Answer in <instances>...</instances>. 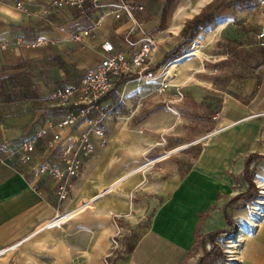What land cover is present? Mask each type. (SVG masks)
<instances>
[{
	"label": "crops",
	"instance_id": "1",
	"mask_svg": "<svg viewBox=\"0 0 264 264\" xmlns=\"http://www.w3.org/2000/svg\"><path fill=\"white\" fill-rule=\"evenodd\" d=\"M51 1L0 0V77L11 72L5 66L25 60L41 93L37 101L0 106V248L31 233L56 210L82 207L60 229L40 231L2 255L0 264H200L203 249L208 251L217 233L238 236L232 264H264V214L251 215L249 201L238 199L250 188L245 168L252 155L249 170L264 186V118L237 123L264 111V64L258 71L253 65L246 77L238 76L244 48L260 46L259 40L248 45L242 40L247 34L258 37L264 10L255 16L254 7L236 13L231 11L238 4L224 8L182 57L167 61L184 41L185 25L214 0H63L61 6H50ZM122 1L143 7L135 17L157 41L152 73L168 71L173 86L158 93L134 74L115 77L107 95L61 129L62 142L88 132L97 155L93 166L77 179L58 181L43 174L31 183L32 165L48 161L63 167L59 150L42 151L51 138L48 133L32 162L21 163L12 153L16 143L45 120L55 123L90 105L77 104L80 97L74 95L57 116H44L35 124L37 107L45 115L49 107L58 106L51 99L55 89L76 84L95 70L105 40L132 54L142 38L133 19L115 17ZM37 38L43 43L37 45ZM64 67L74 82L65 81ZM217 113L221 125L235 124L203 146L154 163L196 137L188 128L197 124L199 115L206 124ZM124 116L126 139L114 141L113 132ZM90 126L102 129L104 137ZM122 177L121 185L110 189ZM61 187L72 196L62 204ZM197 234L203 241L201 253L194 249Z\"/></svg>",
	"mask_w": 264,
	"mask_h": 264
},
{
	"label": "built area",
	"instance_id": "2",
	"mask_svg": "<svg viewBox=\"0 0 264 264\" xmlns=\"http://www.w3.org/2000/svg\"><path fill=\"white\" fill-rule=\"evenodd\" d=\"M63 3V0H52L50 2V6H61ZM260 3L264 4V0H260ZM142 8V6H137L127 1H122L115 11V17L118 19L124 16L129 19H133L143 34L132 54L128 52L117 51L115 44L112 41L105 40L102 44V50L104 54L99 66L95 70L88 72L87 75L83 77L78 83L64 85L61 88L55 89L51 94V99L55 100L57 105L60 107L68 106L74 95H79L80 97L76 102L77 104L84 102L86 105L90 106L80 109L77 113L71 112L55 123L50 120H45L43 125L38 127L30 136L24 137L21 141L16 143L12 153L21 163L32 162L34 152L40 142V139L46 136L48 133H51V138L45 143L42 151L46 153L53 149L59 150V160L63 164V167L60 168L59 166L51 164L48 161L32 165L31 176L29 178L31 183H34L36 179L43 174H48L58 181L62 178L70 180L77 179L80 177V174L85 171V169L91 168L93 166L91 160L97 155L95 149H93L91 141L89 140L88 132L81 134L72 141L62 142L61 129L74 123L79 115L86 114L88 109H90L93 104H95L100 98L107 95L113 88V79L115 77H123L134 74L136 75L137 79L143 80L147 84L154 85V89L158 93H165L172 88L173 85L170 82L172 78L168 77L165 73H163L161 76H158L159 69L152 73V67L154 66L153 52L157 49V41L155 36L148 34L145 31L144 25L142 23H138L136 20L135 11ZM258 38H264V28L261 29L260 33L258 34ZM43 40L44 39L42 38H37L35 41L37 45H40L43 43ZM260 45L264 46V42H261ZM263 115L264 112L253 113L237 121V123ZM213 120L216 125H218L220 115H215ZM89 122L92 123L91 120H89ZM127 122L128 117L125 116L119 121V128L113 132V136L115 137L114 141L123 142L126 139V132L125 128L123 127L127 125ZM234 124L235 122L228 125L219 124L204 137L199 138L194 142L179 145L159 158L154 159V163L163 158L177 154L183 149L196 145L203 140H210L213 135ZM91 126V132L95 133L99 137H104V132L102 129L93 130ZM111 138L112 137L108 138V142ZM123 179L124 177L116 181L112 187H110V189L119 187ZM68 197L69 193H67L64 188L61 187L59 196L61 199V204L64 203ZM262 205L264 207V201L262 202ZM81 207L82 204H76L71 209L61 211L56 210L51 218L42 222L33 231H31V233L25 237H22L18 241L11 243L10 245L0 248V257L13 250L18 245L26 241L29 237L40 231L48 229H60L65 221ZM260 210L262 213L264 212V208H260ZM262 213H258V215L261 216ZM230 252L231 253H229L230 256L228 258L230 263L228 264H232L236 260L234 252Z\"/></svg>",
	"mask_w": 264,
	"mask_h": 264
},
{
	"label": "trees",
	"instance_id": "3",
	"mask_svg": "<svg viewBox=\"0 0 264 264\" xmlns=\"http://www.w3.org/2000/svg\"><path fill=\"white\" fill-rule=\"evenodd\" d=\"M228 3L225 0H222L215 6L209 5L203 12L195 16L192 20H190L185 27L182 29V35L184 36V41L178 45L172 52L168 54L167 61H172L182 57L185 54V48L190 45L198 34L207 26L214 23L219 15V13L226 7H228ZM264 52V47L259 46L253 54L249 52L243 51L242 60L240 62L241 67H247L248 59L254 58L259 63H262L264 60L260 57L261 54ZM166 61V62H167ZM68 67H64L65 71V81L67 83H71L75 81V77L68 76ZM4 69L11 70L4 77H0V106L3 104H9L12 102L18 101H27V100H34L37 101L41 97L40 88L37 82L34 80L36 77V73L34 72L33 67L30 65L29 62L22 60L16 62L11 65H7ZM238 76L243 77L241 74L238 73ZM260 80L258 79V83ZM57 111L62 109V107H56ZM1 113H0V121H1ZM253 155L248 159L246 162L245 168V176L250 184V189L248 192H251L253 189L257 188L255 182L252 180V175L249 171L251 162H252ZM245 196L242 194L238 197L241 198ZM251 198H255L254 196ZM218 234V233H217ZM214 235L212 236L213 240ZM196 238L199 239L200 236L197 234ZM215 251H211L207 253L202 259L200 264H214L217 259L218 255L211 259Z\"/></svg>",
	"mask_w": 264,
	"mask_h": 264
},
{
	"label": "rangeland",
	"instance_id": "4",
	"mask_svg": "<svg viewBox=\"0 0 264 264\" xmlns=\"http://www.w3.org/2000/svg\"><path fill=\"white\" fill-rule=\"evenodd\" d=\"M183 1H188V0H183ZM219 1L220 0H214L213 2L208 4L203 10H205L209 5H212V6L217 5L222 0L220 2ZM226 1L228 2L229 6H232V5L236 6L237 4L239 5L238 9L234 8L231 11V12H235V13L237 12V10L242 12L246 8L254 7L255 8V13H256L255 16H257V15L262 16L260 13H261L262 10H264V4H261L260 0H226ZM243 4L245 5L244 7H243ZM245 19H247V18H245ZM252 20L254 21L255 19L252 18ZM232 32L234 33L235 30H232ZM230 34H231V32H230ZM253 39H255V40H253ZM252 40L255 41V42H257L259 40V45H260L261 42H264V38H258V37L254 38V35H252V34H247L242 41H244V43L246 45H248L249 42L252 41ZM257 48H258L257 46H253V47L244 48V50H245V52H249V53L253 54V52ZM248 61H249V63L247 64V67H240V69L238 70V73L241 74L242 76H245V77L248 76L251 73V67L253 65H255V70L258 71L262 67V65L264 64L263 63L264 61L262 63H259L254 58H249ZM166 67H162V69H163L162 71H164V69ZM179 69H178L177 73L179 72ZM169 77L171 78L170 75H169ZM232 88L238 89V88H235L234 86H232ZM41 102H45V101L41 100ZM53 103H56V101H54ZM56 107H58V106L55 105V106L49 107L47 112H45V115H44L43 114V110L41 109L40 106H38L36 114H35V117H34V123L35 124H39L44 116L47 117V118H50V117L52 118V116H57V113H59V112L56 110L57 109ZM263 112L264 111H261V112H258V113H263ZM40 113H41V115H40ZM217 114L220 115V113H217ZM217 114H215V115H217ZM261 117L264 118V115L261 116ZM200 119H204V117H201L199 115L198 118L196 119L197 124L195 126H191V127L188 128L190 130L189 132L191 134V137L192 136H196V137L192 138L189 141L187 140L185 142H182L181 145H184V144L190 143V142H194L195 140L204 137L208 132H210L211 130L216 128L221 123V118L219 120L218 125H216V123L214 122L213 118L212 119L206 118V120H207L206 124H201L200 123ZM208 141H209L208 139L207 140H203L202 142H200V143H198L196 145H193V146H190V147H188L186 149H183L182 151L178 152L175 156H181L182 153H185L186 151H188L192 147H194V146H196V147L203 146V145L207 144ZM252 180H253V182H255L257 188L253 189L251 192H248L249 191L248 190L246 193H244L245 196H243V197L245 198L246 201L247 200L249 201V203H246V207H248V210L251 213V215L260 216V215H258V213H262L260 208H262V209L264 208L263 205H262V202L264 201V186L259 184V183H257L256 181H254V177L253 176H252ZM79 184H80V180L78 182H76L74 184V186H78ZM253 196L255 198H251ZM71 197L72 196L70 195L69 199ZM76 203L77 202H74L72 204V206H74ZM72 206H70V207H72ZM263 214H264V212L262 213V215ZM237 239H238V236L228 235L227 233L215 234L214 237H213V240L211 239L210 248L208 249L207 252H206V248H204L203 249L204 250L203 254L200 255V258L202 259L207 253H210L211 251H215L214 252L215 255H213L211 257V259H214L218 255L217 261H221L223 264L230 263V261L228 259L229 256H230L229 253H231L230 251L234 252V255L236 256ZM138 240L139 239L137 237L135 239V242H137ZM202 242L203 241H201V238H199V239H197L196 245L194 246V249L196 251L200 252V253L202 251L199 248L203 247V243Z\"/></svg>",
	"mask_w": 264,
	"mask_h": 264
},
{
	"label": "bare ground",
	"instance_id": "5",
	"mask_svg": "<svg viewBox=\"0 0 264 264\" xmlns=\"http://www.w3.org/2000/svg\"><path fill=\"white\" fill-rule=\"evenodd\" d=\"M174 67V66H173ZM166 72V73H165ZM164 73L169 77V72L168 71H165ZM68 199H69V197L67 198V200L65 201V202H67L68 201Z\"/></svg>",
	"mask_w": 264,
	"mask_h": 264
}]
</instances>
